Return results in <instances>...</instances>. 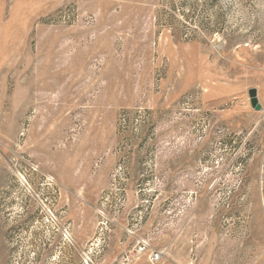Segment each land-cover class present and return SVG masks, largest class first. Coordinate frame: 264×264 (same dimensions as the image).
I'll return each mask as SVG.
<instances>
[{
    "label": "rangeland",
    "instance_id": "obj_1",
    "mask_svg": "<svg viewBox=\"0 0 264 264\" xmlns=\"http://www.w3.org/2000/svg\"><path fill=\"white\" fill-rule=\"evenodd\" d=\"M0 264H264V0H0Z\"/></svg>",
    "mask_w": 264,
    "mask_h": 264
},
{
    "label": "built area",
    "instance_id": "obj_2",
    "mask_svg": "<svg viewBox=\"0 0 264 264\" xmlns=\"http://www.w3.org/2000/svg\"><path fill=\"white\" fill-rule=\"evenodd\" d=\"M146 248H147V244L142 241V242L138 243V245L136 246V251L137 252H143L146 250ZM160 254L161 253L159 251H153L151 253V257H150L151 260H154V261L158 260L160 258Z\"/></svg>",
    "mask_w": 264,
    "mask_h": 264
},
{
    "label": "water",
    "instance_id": "obj_3",
    "mask_svg": "<svg viewBox=\"0 0 264 264\" xmlns=\"http://www.w3.org/2000/svg\"><path fill=\"white\" fill-rule=\"evenodd\" d=\"M248 94H249V101H250L251 107L254 108L255 110H259L261 108V105L258 102L255 90L254 89H250L248 91Z\"/></svg>",
    "mask_w": 264,
    "mask_h": 264
}]
</instances>
